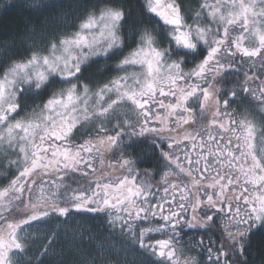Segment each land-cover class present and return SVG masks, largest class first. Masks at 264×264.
Wrapping results in <instances>:
<instances>
[{
    "label": "snow or ice",
    "instance_id": "obj_1",
    "mask_svg": "<svg viewBox=\"0 0 264 264\" xmlns=\"http://www.w3.org/2000/svg\"><path fill=\"white\" fill-rule=\"evenodd\" d=\"M16 8L39 15L0 40V264H264V0Z\"/></svg>",
    "mask_w": 264,
    "mask_h": 264
},
{
    "label": "trees",
    "instance_id": "obj_2",
    "mask_svg": "<svg viewBox=\"0 0 264 264\" xmlns=\"http://www.w3.org/2000/svg\"><path fill=\"white\" fill-rule=\"evenodd\" d=\"M38 13H31L26 9L23 8H16L13 9L7 13H4L2 10L0 11V40L6 39V34L8 33L9 29H16V30H22L23 29V25L25 23L26 20L28 19H32L33 21H35L38 17ZM247 43V41H246ZM235 79H242V77H235ZM235 107V106H234ZM245 107L249 110L252 111L254 113H256V111L259 109L258 107H253L251 105H245ZM256 119H260L259 116L256 115L255 117ZM196 128H200L201 129V135H205L206 132H212L213 135L216 134V131L214 128L211 127H207L203 125H193V124H189V125H184L183 127H181L180 129H178V132L182 135L183 132L185 131V129H187L188 131H193ZM173 135H176V133H173ZM206 138V136H205ZM184 143H190L188 141H185ZM195 156V153H193V157ZM111 160V153H105L104 154V164H103V169L106 171H110L107 168L108 162ZM97 166L100 167L99 162H97ZM150 172H155L156 169L155 168H151L149 169ZM114 176L120 175L121 173L119 171H117L116 173H112ZM159 178L157 177L156 180H158ZM155 182V180L153 181ZM100 236H102L100 234Z\"/></svg>",
    "mask_w": 264,
    "mask_h": 264
},
{
    "label": "flooded vegetation",
    "instance_id": "obj_3",
    "mask_svg": "<svg viewBox=\"0 0 264 264\" xmlns=\"http://www.w3.org/2000/svg\"><path fill=\"white\" fill-rule=\"evenodd\" d=\"M185 2H187V0H185ZM188 2H189V6L194 8L198 5V3L201 2V0H188ZM204 126L208 127L207 122L204 123ZM8 175H10V173H4L3 169H0V190H3V188L8 185V179L6 178ZM33 188H35V185H33ZM46 191H47V189H46ZM36 194H38V190H37ZM90 216H91V214H84L83 218L77 217L74 224H72V222H70V224H71L70 230L76 229V230H82L85 232H91L94 237L98 236V235L100 236V234H101L102 238H103V236H105V235H103V228H100L98 231L96 230L97 225L100 224V221L88 218ZM84 238H85V240H87V235H85ZM60 248H63V247H60Z\"/></svg>",
    "mask_w": 264,
    "mask_h": 264
},
{
    "label": "rangeland",
    "instance_id": "obj_4",
    "mask_svg": "<svg viewBox=\"0 0 264 264\" xmlns=\"http://www.w3.org/2000/svg\"><path fill=\"white\" fill-rule=\"evenodd\" d=\"M0 2H2V0H0ZM19 2H21V3H30V0H19ZM56 2H59V0H56ZM186 4H188L189 5V2H188V0H187V2H186ZM27 10V9H26ZM1 11V10H0ZM36 14V13H35ZM256 115L257 116H259L260 117V115L258 114L259 113V109L256 111ZM256 117V116H255ZM256 120H258V119H256ZM117 172V171H116ZM116 172H114V173H116ZM118 176V175H117ZM70 230V229H69ZM70 231H72V230H70ZM68 239V237H63V238H61V239H59V240H57V244L60 246V247H65V241ZM103 239L106 241L107 240V242L108 243H111V244H115L116 242L115 241H113L112 240V238H110V237H107V236H103ZM62 244V245H61Z\"/></svg>",
    "mask_w": 264,
    "mask_h": 264
}]
</instances>
